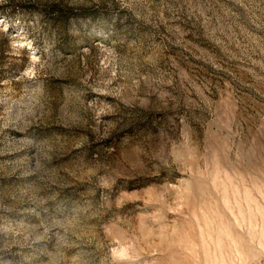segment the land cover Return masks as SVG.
<instances>
[{
	"label": "rangeland",
	"instance_id": "rangeland-1",
	"mask_svg": "<svg viewBox=\"0 0 264 264\" xmlns=\"http://www.w3.org/2000/svg\"><path fill=\"white\" fill-rule=\"evenodd\" d=\"M0 264H264V0H0Z\"/></svg>",
	"mask_w": 264,
	"mask_h": 264
}]
</instances>
